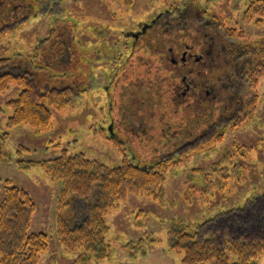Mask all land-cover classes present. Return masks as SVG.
<instances>
[{
  "label": "rangeland",
  "instance_id": "rangeland-1",
  "mask_svg": "<svg viewBox=\"0 0 264 264\" xmlns=\"http://www.w3.org/2000/svg\"><path fill=\"white\" fill-rule=\"evenodd\" d=\"M35 1L40 4L33 15L0 35V57L54 66L52 75L65 78L51 86L71 87L73 99L62 110L50 109L49 127L9 128L8 103L22 88L0 91V186L9 182L34 200L29 231L48 237L39 264H78L85 251L69 250L58 236L63 182L39 167L23 170L21 161L66 153L112 168L125 159L144 165L215 134L170 169L162 200L129 193L107 213L109 254L90 256L88 264H183V254L169 246L175 225L201 223L246 201L264 205V18L249 15L257 0ZM186 46L191 49L183 63ZM235 65L237 73L226 71ZM225 72L232 82H220ZM210 73L214 80H207ZM207 100L217 109L211 116L204 109L201 120L208 115L216 123L179 142L174 128L184 122L180 110ZM221 105H233L234 117L218 111ZM187 123L191 128L194 120ZM3 198L4 186L0 204ZM80 207H72L76 216Z\"/></svg>",
  "mask_w": 264,
  "mask_h": 264
},
{
  "label": "trees",
  "instance_id": "trees-1",
  "mask_svg": "<svg viewBox=\"0 0 264 264\" xmlns=\"http://www.w3.org/2000/svg\"><path fill=\"white\" fill-rule=\"evenodd\" d=\"M39 4L35 0H0V30L3 29L0 35L11 31L10 28L33 15ZM249 15L263 19L264 0H257L256 6L251 5ZM55 38L51 39L52 44L57 41ZM49 67L45 68L41 64L32 67L23 57H0V91L8 90L11 85L22 88L18 98L8 103L13 111L8 120L9 128L29 125L37 130L44 129L51 125L50 109L62 110L71 106L72 88L51 86L53 82H61L65 77H54L51 72L55 67ZM226 71L230 74L238 72L236 65L235 69L233 67ZM34 72L43 77H37ZM250 75L253 77V72ZM214 77L210 73L207 80H214ZM210 101H205L200 107L195 105L196 102H190L191 107L184 112V116L189 115L188 119L182 116L184 122L177 129L174 128V133L180 135L179 142L189 135L193 136L202 125L208 126L205 123H209V126L216 123L217 120L211 121V115L208 114L213 110L215 113L217 109L216 104ZM204 109L209 116L203 122L201 118ZM218 109L228 114L230 119L234 117L231 114L233 105H221ZM192 120V127H186L189 124L187 122ZM214 135H205L199 145L207 140L212 142ZM196 147L184 151V146L180 144L170 155L144 165L125 159L121 166L112 168L88 159L83 154L63 153L53 160L43 162L21 161L19 166L23 170L42 168L53 179L63 182L58 236L69 250L83 249L85 252L78 264H88L90 256L105 258L109 254V245L105 239L110 231L107 213L117 203L125 201L129 193L145 192L153 199L162 200L168 172L181 165L188 152L195 151ZM3 186L4 198L0 204V264H39L41 254L47 250L48 237L43 233L29 231L36 204L27 191L9 182L0 186V190ZM77 203H81L78 216L72 209ZM67 210L68 213L72 210L69 216ZM260 220H263L262 223ZM169 246L171 250L183 254V264H258L264 254V205L257 200L246 201L242 206L232 207L201 223L175 225L169 233Z\"/></svg>",
  "mask_w": 264,
  "mask_h": 264
},
{
  "label": "flooded vegetation",
  "instance_id": "flooded-vegetation-1",
  "mask_svg": "<svg viewBox=\"0 0 264 264\" xmlns=\"http://www.w3.org/2000/svg\"><path fill=\"white\" fill-rule=\"evenodd\" d=\"M148 43H149V41H148ZM190 49H191V47H189V46H186V47H184L183 48V50H182V58H181V61L183 62V63H187V54H188V52H190ZM168 51L169 52H173V47H170V48H168ZM174 54V53H173ZM69 57H70V55L68 56V58H66V60H69ZM201 58L200 57H198L197 59H196V61H199ZM172 63L173 64H176L177 63V61L174 59V58H172ZM226 75V72L224 73V75L223 76H225ZM222 78H226V80L227 81H229V82H232L233 81V79H228V75H226L225 77H221L220 78V82H221V80H222ZM184 80L186 81V76L184 77ZM183 80V81H184ZM185 81H184V83H185ZM215 87V86H214ZM213 87V88H214ZM189 88H191L190 86H189V84H187L186 85V88H185V90L187 89V90H189ZM186 90V91H187ZM219 90V88L217 87V91ZM186 91H184V93H183V95H186L187 93H186ZM219 92V91H218ZM216 97H217V100L218 99H221L222 100V98H225V96H223L222 98H220L221 96L219 95V94H216ZM174 101L177 103V104H180V103H182L180 100H178V98L177 99H174ZM184 103H182V105H183ZM190 104V103H189ZM188 110V106L187 107H184L183 109H181L180 111H182V113H184V112H186Z\"/></svg>",
  "mask_w": 264,
  "mask_h": 264
}]
</instances>
